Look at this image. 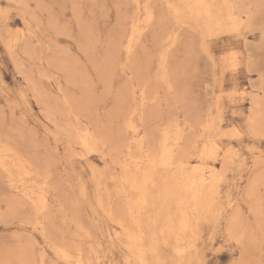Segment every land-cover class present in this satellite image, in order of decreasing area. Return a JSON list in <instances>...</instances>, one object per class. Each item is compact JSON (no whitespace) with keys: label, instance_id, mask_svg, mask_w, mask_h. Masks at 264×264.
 <instances>
[{"label":"rangeland","instance_id":"obj_1","mask_svg":"<svg viewBox=\"0 0 264 264\" xmlns=\"http://www.w3.org/2000/svg\"><path fill=\"white\" fill-rule=\"evenodd\" d=\"M195 1L0 0V264H264V0Z\"/></svg>","mask_w":264,"mask_h":264},{"label":"bare ground","instance_id":"obj_2","mask_svg":"<svg viewBox=\"0 0 264 264\" xmlns=\"http://www.w3.org/2000/svg\"><path fill=\"white\" fill-rule=\"evenodd\" d=\"M205 1L206 0H196L195 2H196V5L198 6V8H203L204 6H205ZM226 1V0H225ZM194 2V1H193ZM228 2H229V0H228ZM206 5H208V4H206ZM195 5H193V7H194ZM196 7V6H195ZM197 8V7H196ZM205 8H207L206 6L203 8V11H202V13L206 10ZM233 8V7H232ZM232 8H231V10H232ZM194 9V8H193ZM207 9H209V8H207ZM196 10V9H195ZM210 10V9H209ZM230 10V9H229ZM244 11V10H243ZM197 12V11H196ZM209 12V11H208ZM211 12V11H210ZM209 12V13H210ZM232 12V11H231ZM198 13V12H197ZM230 13V12H229ZM233 13V12H232ZM199 14V13H198ZM200 14H201V12H200ZM205 14V13H204ZM211 14V13H210ZM231 14V13H230ZM229 14V15H230ZM207 15V14H206ZM212 15V14H211ZM208 16H210V15H208ZM231 16H232V14H231ZM211 18H212V16H210ZM234 17V16H233ZM247 17V16H246ZM213 19V18H212ZM229 19V18H228ZM209 20V19H208ZM208 20H206V21H208ZM230 20V19H229ZM232 20H235L234 18H232ZM211 21V20H210ZM245 21V20H244ZM152 22V21H151ZM229 22V21H228ZM243 22V21H242ZM209 23V22H208ZM237 24V23H236ZM239 26V25H238ZM240 27V26H239ZM181 29V28H180ZM176 35V34H175ZM33 36V35H32ZM131 39V38H130ZM130 47H132V46H130ZM128 49H129V47H128ZM132 48H130V50H131ZM129 51V50H128ZM257 52V51H256ZM157 81V80H156ZM33 82V81H32ZM61 89V88H60ZM59 98V97H58ZM46 99V98H45ZM60 102V101H59ZM178 102V101H177ZM58 105V104H57ZM67 112H69V111H67ZM67 114H69V113H67ZM75 115V114H74ZM130 117V116H129ZM214 117V116H213ZM212 117V118H213ZM127 123H129V122H126V124ZM73 124V123H72ZM125 124V123H124ZM127 126H128V124H127ZM126 126V127H127ZM133 126V125H132ZM78 127V126H77ZM134 128V127H133ZM132 128V129H133ZM263 128H264V126H263ZM77 129V128H76ZM126 129H128V128H126ZM130 129V128H129ZM88 130H86L85 132H78L77 134H79V142H81V145H83L84 147H91L93 144H95L96 142V139L94 138V133L93 134H91V133H89V132H87ZM90 131V130H89ZM92 131V130H91ZM135 131V130H134ZM76 132V131H75ZM74 132V133H75ZM134 133V132H133ZM132 133V134H133ZM134 135V134H133ZM76 136V135H75ZM95 137H97V136H95ZM134 137V136H133ZM76 138V137H75ZM75 140V139H74ZM73 140V141H74ZM98 140V139H97ZM175 139H173V144H171L170 146H168V145H163L159 150H157V151H160V153H159V159H160V162L164 165V167H166V168H168V170H171V169H173L174 167L176 168L179 164L181 165L182 163H180V161L178 160V158H177V156H176V151H175V148H174V144H176V140L174 141ZM100 141V140H99ZM139 141V140H138ZM137 141V142H138ZM140 141H142V140H140ZM2 142V141H1ZM95 142V143H94ZM182 142V141H181ZM5 143V142H4ZM139 143V142H138ZM142 143H143V141H142ZM80 144V143H79ZM136 144V143H135ZM140 144H141V142H140ZM1 145V144H0ZM7 145H8V143H7ZM5 146L4 144L3 145H1L0 146V156H6V155H8L9 153H11V154H13L12 153V149L10 148V147H8V146ZM147 145V144H146ZM10 146V145H9ZM83 146H82V148H83ZM137 146H139V145H137ZM140 146H142V145H140ZM15 148V147H14ZM13 148V149H14ZM88 148V149H89ZM91 148H93V147H91ZM90 148V149H91ZM152 149V148H151ZM150 149V150H151ZM84 150V149H83ZM180 150V149H179ZM151 151H154L153 149L151 150ZM156 151V152H157ZM132 153V152H131ZM146 153V152H145ZM148 153V152H147ZM146 153V154H147ZM150 153V152H149ZM155 153V152H154ZM180 153H181V151H180ZM156 154V153H155ZM178 154H179V152H178ZM16 155V154H15ZM18 155V154H17ZM25 155V154H24ZM149 155V154H148ZM154 155V154H153ZM213 155H214V153H213ZM147 156V155H146ZM133 157H136V156H133ZM138 157V156H137ZM259 157V156H258ZM25 158V157H24ZM139 158V157H138ZM151 158V157H150ZM153 158V157H152ZM156 158V157H155ZM184 158V157H183ZM182 158V159H183ZM26 159H27V157H26ZM132 159V158H131ZM130 159V160H131ZM146 159V158H145ZM144 158H143V160H145ZM135 160H137V159H135ZM149 160V159H148ZM153 160V159H152ZM28 161H29V159H28ZM28 161H27V164L29 165V163H28ZM139 161V160H138ZM142 161V160H141ZM30 162V161H29ZM137 162V161H136ZM148 162H150L149 164H151V163H154V161H151V160H149ZM124 163H125V160H124ZM123 163V164H124ZM32 164V163H31ZM135 164V163H134ZM34 165V164H33ZM139 165V164H138ZM141 165V164H140ZM152 165V164H151ZM184 165V164H183ZM3 167V166H2ZM37 167H40V166H38V164H37V166H35V171H36V168ZM123 167H124V165H123ZM125 167H127V166H125ZM124 167V168H125ZM179 167V166H178ZM196 167V166H195ZM195 167H194V169H195ZM23 168V167H22ZM29 168H30V166H29ZM34 168V167H33ZM153 168H155V167H153ZM30 169H32V168H30ZM38 169V171H39V169L40 168H37ZM42 169V168H41ZM46 170H48V169H46ZM175 170V169H174ZM126 171V170H125ZM142 171V170H141ZM198 171V170H197ZM34 172V171H33ZM44 172L46 173V171L44 170ZM44 172H42L41 171V173H43V174H45ZM129 172V171H128ZM169 172V171H168ZM39 173H40V171H39ZM48 173V172H47ZM130 173V172H129ZM146 173V172H145ZM213 173H215V172H213ZM212 173V174H213ZM19 174V177H18V180H16L17 182H19V184H20V182L21 183H26V182H28V180L30 179V176L33 174H31V171L28 169V168H26V167H24L22 170H20V172L18 173ZM131 174V173H130ZM139 174V173H138ZM143 174H144V172H143ZM167 174V173H166ZM205 174V173H204ZM33 175H37V176H42V175H38V174H33ZM190 175V174H189ZM206 175V174H205ZM16 176V175H15ZM46 176V175H45ZM45 176H42L43 178L45 177ZM127 176V175H126ZM174 176V175H173ZM183 176V175H182ZM187 176H188V174H187ZM222 176V175H221ZM13 177V176H12ZM11 176H9V178L8 179H10V181H12L13 183H14V178H12ZM17 177V176H16ZM48 177V176H47ZM131 177V176H130ZM135 177H136V175H135ZM168 177V176H167ZM214 177V176H213ZM38 178V177H37ZM186 178H188V177H186ZM222 178V177H221ZM41 179V178H40ZM123 179V178H122ZM127 180L129 179V176H128V178H126ZM136 179V178H135ZM174 179V178H173ZM205 179V178H204ZM203 178H202V176H201V178L198 180V183L199 184H201V185H203L204 184V180ZM167 180V179H166ZM177 180V179H176ZM189 180V179H188ZM213 180V179H212ZM43 181H44V179H43ZM130 181V180H129ZM131 181H132V178H131ZM209 181V180H208ZM211 181V180H210ZM209 181V182H210ZM35 182V181H34ZM37 182V181H36ZM35 182V183H36ZM125 182V181H124ZM135 182V181H134ZM145 181H143V183H144ZM183 188H184V190L186 189V185H185V182H186V180L185 179H183ZM208 182V183H209ZM16 183V182H15ZM31 183V182H30ZM39 183V182H38ZM122 183V182H121ZM127 183V182H126ZM207 183V182H206ZM207 183V184H208ZM212 183V182H211ZM8 184H10V183H8ZM130 184V183H129ZM32 185V184H31ZM41 185H42V183H41ZM135 185V184H134ZM123 186V185H122ZM127 186V185H126ZM136 186V185H135ZM206 186V188L208 187V185H205ZM11 187V186H10ZM13 187V186H12ZM209 187H210V185H209ZM130 188V187H129ZM144 188V187H143ZM205 188V189H206ZM14 189H15V187H14ZM17 189V188H16ZM15 189V190H16ZM29 189V188H28ZM136 189V188H135ZM168 189V188H167ZM181 189V188H180ZM208 189V188H207ZM141 189H139V191H140ZM182 190V189H181ZM180 190V191H181ZM187 190H188V187H187ZM251 190V189H250ZM17 191V190H16ZM41 191H43L42 189H41ZM124 191H125V189H124ZM131 191V190H130ZM145 191V190H144ZM208 191V190H207ZM246 191V190H245ZM126 192V191H125ZM133 192V191H132ZM141 192H142V190H141ZM140 192V193H141ZM163 192V191H162ZM170 193L172 192V191H169ZM42 194L40 195V199H41V201L43 202V203H45L46 202V196H44L45 194V192L43 191V192H41ZM135 193H137V192H135ZM134 193V194H135ZM164 193V192H163ZM169 193V194H170ZM36 194V193H35ZM39 194V193H38ZM160 194V193H159ZM206 194V193H205ZM23 195V194H22ZM28 195V194H27ZM37 195V194H36ZM119 195V194H118ZM126 195V194H125ZM138 195V194H137ZM173 195V194H172ZM25 195H23V197H24ZM142 196V195H141ZM204 196V195H203ZM27 197V196H26ZM29 197V196H28ZM39 197V196H38ZM56 197V196H55ZM160 197V196H159ZM162 197V196H161ZM175 197V196H174ZM30 198V197H29ZM27 199V198H26ZM105 199V198H104ZM131 198H129L128 200H130ZM135 199V198H134ZM133 199V200H134ZM174 199V198H173ZM176 199V198H175ZM179 199V198H178ZM28 200V199H27ZM102 200V199H101ZM127 200V201H128ZM164 200V199H163ZM104 202H105V200H103ZM103 201H101V204H102V202ZM107 201H108V199H107ZM118 201V200H117ZM124 201V200H123ZM131 201H132V199H131ZM130 201V202H131ZM138 201V200H137ZM141 201V200H140ZM31 202V201H30ZM48 202V201H47ZM110 202V201H109ZM108 202V203H109ZM129 202V201H128ZM129 202V203H130ZM142 202H143V200H142ZM169 202V201H168ZM170 202H171V200H170ZM107 203V202H106ZM106 203H105V205L103 206L105 209H106V206H108V205H106ZM143 203H145V202H143ZM165 203V202H164ZM178 203V202H177ZM47 204V203H46ZM45 204V205H46ZM117 204H119V203H117ZM132 204L134 205L135 203H131V207H132ZM212 204V203H211ZM48 205V204H47ZM103 205V204H102ZM111 205H113V204H111ZM116 207H117V205L116 204H114ZM126 205V204H125ZM124 206V205H123ZM127 206V205H126ZM125 206V207H126ZM162 206V205H161ZM48 207H50L49 205H48ZM122 207V206H121ZM36 208V207H35ZM108 208V207H107ZM114 207H112V209H113ZM44 209V208H43ZM115 209V208H114ZM113 209V210H114ZM32 210V209H31ZM48 210V209H47ZM123 210V209H122ZM120 211V209L118 210V212ZM127 211V210H126ZM48 212V211H47ZM114 212H116V211H114ZM46 213V212H45ZM121 213V212H120ZM124 213V215L126 214L125 212H123ZM46 214H48V213H46ZM116 214V213H115ZM119 214V213H118ZM128 214L130 215V216H132V214H133V211H132V208H130L129 210H128ZM233 214V213H232ZM232 214L230 215V216H232ZM117 215V214H116ZM124 215H122V216H124ZM45 217H49V216H47V215H44ZM134 216V215H133ZM126 217V216H125ZM111 218V217H110ZM128 218V217H127ZM130 218V217H129ZM129 218H128V220L126 219V222H128L129 221ZM133 218V217H132ZM171 218V217H170ZM229 218V217H228ZM231 218V217H230ZM229 218V219H230ZM120 219V218H119ZM43 220V219H42ZM236 220V219H235ZM44 221V220H43ZM124 221V220H123ZM123 221H121V220H119L118 222H119V224L125 229V228H127V224H125ZM131 221V220H130ZM129 221V222H130ZM133 221H135V222H137V223H139L138 221H136V220H134V218H133ZM132 221V222H133ZM170 221H171V219H170ZM227 221V220H226ZM229 222V221H228ZM232 222V221H231ZM231 222H229V223H231ZM236 222V221H235ZM173 223V222H172ZM197 223V222H196ZM195 223V224H196ZM228 223V225H230ZM118 224V223H117ZM170 224H171V222H170ZM226 224H227V222H226ZM43 225H44V222H43ZM137 225V224H136ZM135 225V226H136ZM173 225V224H172ZM187 225V220H186V218H182L181 220H180V223H179V227H180V230L182 229V228H185V226ZM197 225V224H196ZM195 225V226H196ZM227 225V226H228ZM137 226H139V225H137ZM168 226V225H167ZM243 226H244V224H243ZM137 228V227H136ZM139 228V227H138ZM176 228V227H175ZM174 228V229H175ZM228 228H230V227H228ZM168 229V228H167ZM227 229V228H226ZM176 230V229H175ZM179 230V229H178ZM179 230V231H180ZM134 231V230H133ZM136 231V230H135ZM138 231V230H137ZM169 231V230H168ZM243 231V230H242ZM129 232V231H128ZM174 232V231H173ZM230 232V231H229ZM50 233V232H49ZM127 233V232H126ZM132 234H134V233H132ZM170 234V233H169ZM175 234V233H174ZM137 235V234H136ZM162 235V234H161ZM243 235V234H242ZM126 236H128V235H126ZM132 236V235H131ZM130 236V237H131ZM132 238V237H131ZM136 239V238H135ZM129 240V239H128ZM132 241V240H131ZM55 243H56V241H55ZM56 245H57V243H56ZM60 246V247H59ZM63 246V245H62ZM57 247H59V248H61V245L60 244H58V246ZM63 247H66V246H63ZM241 247V246H240ZM66 249V251H67V247L65 248ZM63 250V249H62ZM69 250V249H68ZM174 250V249H173ZM243 250H244V248H243ZM71 251V250H70ZM68 253H70L69 251H68ZM72 254H74V253H72ZM78 254H79V251H78ZM138 255V254H137ZM74 256V255H73ZM79 256H80V254H79ZM75 257V256H74ZM83 257V256H82ZM76 259L77 258H80V257H75ZM83 260H84V258H83ZM78 261V260H77ZM93 261V260H92ZM174 262H176V260L174 261ZM84 263V262H83ZM82 262H80L79 264H83ZM141 264V263H140Z\"/></svg>","mask_w":264,"mask_h":264}]
</instances>
